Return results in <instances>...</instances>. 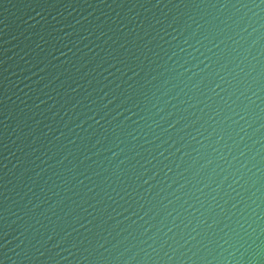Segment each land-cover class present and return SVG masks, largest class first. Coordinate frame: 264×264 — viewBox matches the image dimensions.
<instances>
[{
    "label": "water",
    "instance_id": "water-1",
    "mask_svg": "<svg viewBox=\"0 0 264 264\" xmlns=\"http://www.w3.org/2000/svg\"><path fill=\"white\" fill-rule=\"evenodd\" d=\"M258 88L261 0H0V264H206Z\"/></svg>",
    "mask_w": 264,
    "mask_h": 264
},
{
    "label": "clouds",
    "instance_id": "clouds-1",
    "mask_svg": "<svg viewBox=\"0 0 264 264\" xmlns=\"http://www.w3.org/2000/svg\"><path fill=\"white\" fill-rule=\"evenodd\" d=\"M259 92L258 88L252 93L256 100L262 101L257 105L260 112L256 114V119L264 115V99L258 95ZM247 99L250 104L255 103L252 97ZM248 107L249 105L246 104L239 110L233 111V115L238 119H233L231 122L233 128V132L229 134L231 143L225 141L221 145L220 140L223 139L221 135L216 141L220 146L213 148L217 158L224 162L220 172L226 174L221 183L230 179L229 191L226 192L228 200H225L224 204H217L220 208L217 215L227 211L226 219L233 222L232 218L235 217V227L230 228L229 232H224V235L216 240V248L219 251L207 260L206 264H264V135L251 139V136H255L264 128V124H260L249 134L248 129L255 121L250 117L246 119L249 116ZM213 131L217 129L214 128ZM220 132L223 133V130L221 129ZM207 163L212 161L209 160ZM229 200L232 201L231 208L226 209L224 205L228 204ZM200 223L204 221L201 220ZM217 223L218 221L214 219L210 225L214 227ZM228 227L229 225L225 224V228ZM219 231L223 232V229Z\"/></svg>",
    "mask_w": 264,
    "mask_h": 264
},
{
    "label": "snow or ice",
    "instance_id": "snow-or-ice-1",
    "mask_svg": "<svg viewBox=\"0 0 264 264\" xmlns=\"http://www.w3.org/2000/svg\"><path fill=\"white\" fill-rule=\"evenodd\" d=\"M261 3H264V0H261ZM97 123H99V121H97ZM204 223H206V221H204ZM207 227L210 228V229L212 228L210 224H207Z\"/></svg>",
    "mask_w": 264,
    "mask_h": 264
}]
</instances>
